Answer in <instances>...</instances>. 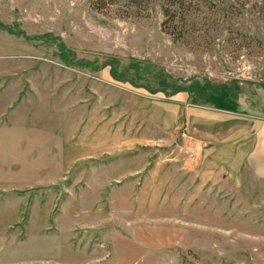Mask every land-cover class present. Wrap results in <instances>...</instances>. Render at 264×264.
<instances>
[{"label":"rangeland","instance_id":"1","mask_svg":"<svg viewBox=\"0 0 264 264\" xmlns=\"http://www.w3.org/2000/svg\"><path fill=\"white\" fill-rule=\"evenodd\" d=\"M98 1L0 0V264H264V199L216 162L227 101L264 114V0H190L182 35Z\"/></svg>","mask_w":264,"mask_h":264},{"label":"crops","instance_id":"2","mask_svg":"<svg viewBox=\"0 0 264 264\" xmlns=\"http://www.w3.org/2000/svg\"><path fill=\"white\" fill-rule=\"evenodd\" d=\"M249 94H251V100H255L254 104L257 108V106L260 105L259 95H253V93ZM202 95L203 96H201V98L209 96L204 94ZM210 97L211 95L207 98L210 99ZM219 102H223L222 97L219 98ZM222 108H224V111L221 112V115L224 116L223 120H233V117L229 116L230 112H234V118H236V116L238 115V117L232 121L235 122L236 120H238V150L234 149V158L230 155V157H224L222 160H219L220 163L218 162V160L216 161L218 163L217 165H221L226 169H230L227 175H236L238 173V184L241 183L242 185L249 183L248 186L251 185L249 189H253V192H257V194H261L260 199L263 200L264 114H261L258 110L252 111L249 106L245 105V102H238V99L235 102L233 100L227 101L226 106ZM207 116L214 118L213 115ZM228 117L231 119H227ZM180 150H183V148H180ZM225 151L227 150H221V148L218 150V152H221V154H223ZM188 152H191L192 154L191 156H189L188 165H193L195 161L203 163L205 159H209V155H207L206 152L210 154L212 151L204 147H202L201 149L199 145H195ZM200 156H202V158L198 159ZM259 183H261L262 187L256 188V185H260Z\"/></svg>","mask_w":264,"mask_h":264},{"label":"trees","instance_id":"3","mask_svg":"<svg viewBox=\"0 0 264 264\" xmlns=\"http://www.w3.org/2000/svg\"><path fill=\"white\" fill-rule=\"evenodd\" d=\"M101 2L99 0L96 3V8L105 7ZM193 6L194 4L190 0H166L165 5H162L165 18L162 23V30L168 35H182L186 17ZM179 14L181 15L180 19H178Z\"/></svg>","mask_w":264,"mask_h":264}]
</instances>
